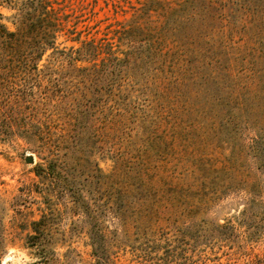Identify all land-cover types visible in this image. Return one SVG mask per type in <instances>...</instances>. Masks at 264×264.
I'll return each mask as SVG.
<instances>
[{"label":"rangeland","instance_id":"rangeland-1","mask_svg":"<svg viewBox=\"0 0 264 264\" xmlns=\"http://www.w3.org/2000/svg\"><path fill=\"white\" fill-rule=\"evenodd\" d=\"M168 1L70 0L81 33L61 32L58 49L111 37L144 2L153 30L168 26ZM254 10L264 17V0ZM15 12L0 0L10 30ZM163 59L102 82L47 50L0 78V264H264V204L250 207L239 182L264 185L258 127L228 123L212 102L222 88H186Z\"/></svg>","mask_w":264,"mask_h":264},{"label":"trees","instance_id":"trees-1","mask_svg":"<svg viewBox=\"0 0 264 264\" xmlns=\"http://www.w3.org/2000/svg\"><path fill=\"white\" fill-rule=\"evenodd\" d=\"M1 1L16 12L14 30L8 29L0 13V78L37 69L42 55L50 50L51 59L69 63L82 78L94 76L108 82L117 70L125 71L141 56H153L157 51L163 61L168 56L174 60L184 87L196 86L195 92H199L213 82L222 88L221 95L212 102L224 101L226 107L221 113L228 123L258 127L249 147L255 158L263 156L259 160L264 166V81L260 72L264 70V42H259L264 37V17L256 15L255 0H170L161 15L166 23H171L161 29L156 27V31L150 25L144 2L134 8L130 20L116 22V28L109 31L110 39L91 38L68 50L58 49L57 38L64 32L75 33L70 39L79 40L81 31H75V25L80 15L74 13L82 5L74 9L70 0ZM71 17L74 20L69 29L66 26ZM120 45H125L126 51L119 50ZM117 53H122V58ZM76 61L91 65L76 67ZM239 182L250 207L264 204V185L260 180L245 175Z\"/></svg>","mask_w":264,"mask_h":264},{"label":"water","instance_id":"water-1","mask_svg":"<svg viewBox=\"0 0 264 264\" xmlns=\"http://www.w3.org/2000/svg\"><path fill=\"white\" fill-rule=\"evenodd\" d=\"M32 160V157L30 155H26L25 161L30 162Z\"/></svg>","mask_w":264,"mask_h":264}]
</instances>
